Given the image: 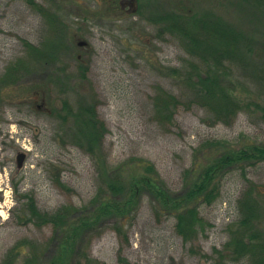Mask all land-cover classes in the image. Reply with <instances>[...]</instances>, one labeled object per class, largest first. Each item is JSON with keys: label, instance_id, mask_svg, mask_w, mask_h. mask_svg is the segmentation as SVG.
Segmentation results:
<instances>
[{"label": "rangeland", "instance_id": "1", "mask_svg": "<svg viewBox=\"0 0 264 264\" xmlns=\"http://www.w3.org/2000/svg\"><path fill=\"white\" fill-rule=\"evenodd\" d=\"M32 1L33 7L28 0H0V78L12 63L27 60L25 44L42 48L55 35L54 22L63 45L54 63L31 64L0 92V262L17 244H22L17 264H53L57 258L52 228L24 224L18 206L25 196L41 211L72 207L76 222L88 210L70 264H77L78 249L88 257L79 264H226L218 253L229 241L237 201L247 190L261 206L264 232V159L256 160L261 156L255 152L264 149V7L252 0H132L134 6L125 9L117 0ZM166 14L218 17L238 35L235 54L225 58L220 74L246 106L228 124H211L203 108L189 104V91L167 75L168 68L186 70L195 58L168 31V21L158 20ZM55 15L57 20H49ZM79 40L86 46L77 47ZM168 92L181 101L171 120L157 107L158 97ZM84 105L94 107L104 126L98 160L106 162L105 176L76 137L84 131L78 111ZM208 140L255 154L214 181L216 199L197 205L205 229L186 242L176 233L174 217L155 212L146 189L134 197L127 192L140 171L125 168L118 178L123 183L115 172L124 162L144 159L171 192L181 194L193 180L186 171L194 151ZM204 150L205 167L213 151ZM19 153L25 159L17 169ZM109 184L122 191L110 193ZM101 203L100 215L88 213ZM35 241L32 248L24 244Z\"/></svg>", "mask_w": 264, "mask_h": 264}, {"label": "trees", "instance_id": "2", "mask_svg": "<svg viewBox=\"0 0 264 264\" xmlns=\"http://www.w3.org/2000/svg\"><path fill=\"white\" fill-rule=\"evenodd\" d=\"M252 1L257 6L264 7V0ZM28 2L33 7L34 2L32 0H28ZM41 12L45 15L44 11ZM55 16V18L49 16V20H57L58 17ZM160 17L158 20L168 21V31L179 36L183 47L195 58H192L193 61L186 70L182 67L168 68L167 75L176 80L178 86L189 91L192 98L189 104L203 108L211 124L219 122L228 124L242 110V107L245 109L246 106L240 105L233 86L225 85L223 83L224 77L220 74V70L223 69L221 67L223 61L235 54L238 35L232 34L230 27L225 25L222 19L218 17L202 20H198L193 16L183 18L182 15L176 14H166ZM52 26L55 27L56 33L46 44H43L42 48L25 44L28 54L27 60L26 58L25 60H18L6 69L4 75L0 78V92L15 84L21 76L20 73L26 72L31 64L37 66L55 62V56L62 49L63 37L58 24L54 22ZM198 62L203 65L200 66ZM81 70L85 71V68L81 67ZM262 78L264 79V76ZM179 105H181L179 97L169 92L162 94L157 100L160 114L170 120ZM63 111L66 113L63 119L66 120L69 113ZM78 111H80V124L82 128L84 127V131L78 130L76 137L81 138L87 146L85 152L94 161L96 172L105 176L108 171L106 162L105 164L99 162L101 140L105 133L104 126L98 120L93 106L84 105L79 107ZM67 137L71 138L72 136L68 134ZM205 147L213 151V157L209 164L204 167L201 160L205 158ZM254 150L251 149L250 155L247 149L237 153L233 152L234 150L227 143L214 140L205 141L194 151L191 168L186 171V177L193 178V180L181 194L171 192L159 176L154 165L144 159L133 158L118 166L115 172L117 175L116 181L123 183L120 179H123L121 173L125 171V168L131 169L133 172L136 171V173L140 171L141 173L138 176L132 177L129 181L130 185L127 192L134 197L140 190L146 189L153 202H155V212H164L166 215L174 217L176 220V233L187 242L196 239L205 229L204 221L198 216L197 205L201 203L210 204L216 199L218 186L212 187L214 181L220 178L219 175L227 167L236 165L235 163L241 159L245 160L250 156L252 157L255 152L261 156L256 157V160L264 159V149H256L255 152ZM201 155L202 158L200 159L199 156ZM116 177H113L114 180H112L115 181ZM107 187L106 190L108 189L110 193L114 191L120 193L122 191L121 187L114 188L112 184L107 185ZM99 188L103 189L102 186ZM22 200L19 201L20 206L18 208L23 213L24 224H31L37 228L50 226L56 235L55 257L57 258L53 261V264H70L74 251V238L79 230L84 228V220H87L86 213L88 210L81 212L79 220H82L76 222L78 216L75 217L77 215L76 211L70 206H61L54 211H41L35 205L32 197L25 196L22 197ZM237 207L239 209L238 218L229 226V241L225 244L223 251L218 253L219 260L226 262V264H264V232L259 223L261 206L253 198L251 191L247 190L242 192L237 201ZM100 208H104L102 203L93 207L91 212L88 213H98L100 215L102 213V211L99 212ZM24 244L32 248L33 245H36V241L34 243L25 242ZM21 246L22 244H17L6 252L0 264H17L16 259L20 256L19 248ZM76 253L80 255L77 264L81 261H88V257L84 256L79 249Z\"/></svg>", "mask_w": 264, "mask_h": 264}, {"label": "water", "instance_id": "3", "mask_svg": "<svg viewBox=\"0 0 264 264\" xmlns=\"http://www.w3.org/2000/svg\"><path fill=\"white\" fill-rule=\"evenodd\" d=\"M128 3L131 5V7L134 6L133 3H132V0H130ZM76 45L77 46H80V47L86 46V42L85 41H82V40H79L78 42H76ZM24 159H25V154H23V153H19L16 156V166H17V169H20L22 167L23 162H24Z\"/></svg>", "mask_w": 264, "mask_h": 264}, {"label": "flooded vegetation", "instance_id": "4", "mask_svg": "<svg viewBox=\"0 0 264 264\" xmlns=\"http://www.w3.org/2000/svg\"><path fill=\"white\" fill-rule=\"evenodd\" d=\"M117 1H119V4H120L122 9H125V7L127 6L128 2H129V0H117ZM78 58H80V56H78Z\"/></svg>", "mask_w": 264, "mask_h": 264}]
</instances>
